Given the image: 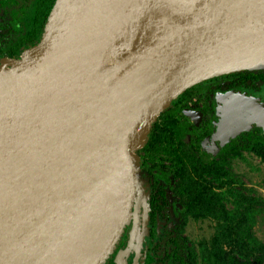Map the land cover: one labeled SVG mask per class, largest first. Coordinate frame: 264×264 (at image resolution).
<instances>
[{"label":"water","instance_id":"1","mask_svg":"<svg viewBox=\"0 0 264 264\" xmlns=\"http://www.w3.org/2000/svg\"><path fill=\"white\" fill-rule=\"evenodd\" d=\"M256 69L264 0H55L40 40L0 62V264H103L142 196L136 152L160 112ZM221 101L213 140L264 134V104Z\"/></svg>","mask_w":264,"mask_h":264},{"label":"flooded vegetation","instance_id":"2","mask_svg":"<svg viewBox=\"0 0 264 264\" xmlns=\"http://www.w3.org/2000/svg\"><path fill=\"white\" fill-rule=\"evenodd\" d=\"M54 2L0 0V62L19 58L39 40ZM229 93L264 104V71H239L195 84L157 116L136 152L144 200L134 202L129 223L104 264H208L200 253L206 239L189 238L190 223L209 219L222 224L237 212L235 198L250 193V187L228 168L238 167L239 160L250 167V131L259 129L225 143L212 139L221 97Z\"/></svg>","mask_w":264,"mask_h":264},{"label":"trees","instance_id":"3","mask_svg":"<svg viewBox=\"0 0 264 264\" xmlns=\"http://www.w3.org/2000/svg\"><path fill=\"white\" fill-rule=\"evenodd\" d=\"M50 7L48 8L49 11L47 10L49 13L52 9ZM262 71L264 69L243 70L241 73ZM257 131L260 130L253 129L250 131L248 148L264 163V135L257 136L255 133ZM235 199H237V212L232 217L224 219L222 224L217 221V230L210 238L203 241L204 246L200 251L202 255H200L208 264H264V244L253 232L256 218L258 216L263 218L264 200L253 189H250V193L247 194L238 193ZM234 256H237L238 259Z\"/></svg>","mask_w":264,"mask_h":264},{"label":"rangeland","instance_id":"4","mask_svg":"<svg viewBox=\"0 0 264 264\" xmlns=\"http://www.w3.org/2000/svg\"><path fill=\"white\" fill-rule=\"evenodd\" d=\"M248 159L250 162V167H243V164H241L242 160H239L238 167H231L228 168V170L237 177L239 182H243L248 187H250V189H253L256 194L261 196L264 200V163L261 162L260 159L251 152L248 156ZM256 219L257 220L253 226V232L255 236L264 244V215L263 218L258 216ZM215 223H217V221L209 219L205 222L199 220L198 222L190 223L188 237L194 241L210 238L211 235L217 230Z\"/></svg>","mask_w":264,"mask_h":264}]
</instances>
